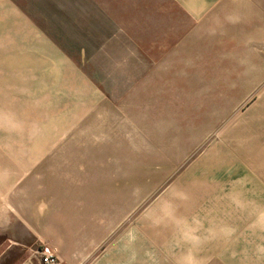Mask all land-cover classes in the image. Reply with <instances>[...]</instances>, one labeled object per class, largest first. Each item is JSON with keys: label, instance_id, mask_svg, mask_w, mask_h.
Here are the masks:
<instances>
[{"label": "rangeland", "instance_id": "obj_1", "mask_svg": "<svg viewBox=\"0 0 264 264\" xmlns=\"http://www.w3.org/2000/svg\"><path fill=\"white\" fill-rule=\"evenodd\" d=\"M85 233L264 264V0H0V264Z\"/></svg>", "mask_w": 264, "mask_h": 264}, {"label": "crops", "instance_id": "obj_2", "mask_svg": "<svg viewBox=\"0 0 264 264\" xmlns=\"http://www.w3.org/2000/svg\"><path fill=\"white\" fill-rule=\"evenodd\" d=\"M91 237H93V235H91ZM91 237L87 233L82 234L80 238L76 239V242L67 244V246L62 250L59 248L58 256L61 262H63V264H113V258L110 257L109 253H106L102 258L91 257L92 251L97 244L90 241ZM97 239L98 238L96 237V241ZM11 245H17L19 248L18 250L23 251V248H20V245L22 244L19 241H16V243ZM6 264L37 263L34 262L31 256L26 257L24 254V257H20V255L14 256L11 260H9V263Z\"/></svg>", "mask_w": 264, "mask_h": 264}, {"label": "built area", "instance_id": "obj_3", "mask_svg": "<svg viewBox=\"0 0 264 264\" xmlns=\"http://www.w3.org/2000/svg\"><path fill=\"white\" fill-rule=\"evenodd\" d=\"M41 264H60L53 251H43L40 256Z\"/></svg>", "mask_w": 264, "mask_h": 264}]
</instances>
